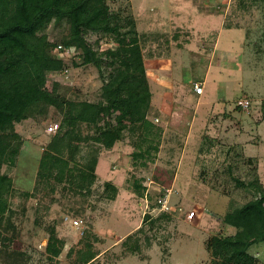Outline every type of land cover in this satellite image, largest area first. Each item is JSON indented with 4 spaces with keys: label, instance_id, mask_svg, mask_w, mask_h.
<instances>
[{
    "label": "rangeland",
    "instance_id": "1",
    "mask_svg": "<svg viewBox=\"0 0 264 264\" xmlns=\"http://www.w3.org/2000/svg\"><path fill=\"white\" fill-rule=\"evenodd\" d=\"M108 4L136 22L150 124L127 121L107 148L92 139L96 127L87 123L48 133L63 119L54 106L16 123L18 153L0 169L12 185L0 264H222L209 239L234 234L226 214L260 194L238 180L257 181L264 193V0ZM67 31L66 23H51L47 34L58 41ZM87 38L100 50L117 46L107 35ZM79 52L60 53L66 69L48 72L46 87L58 82L68 100H103L104 63L80 64ZM48 154L69 162L62 173L52 168L41 178ZM92 158L95 177L80 188ZM136 180L146 189L136 191ZM49 239L58 255L47 250ZM250 252L264 262V242Z\"/></svg>",
    "mask_w": 264,
    "mask_h": 264
},
{
    "label": "trees",
    "instance_id": "2",
    "mask_svg": "<svg viewBox=\"0 0 264 264\" xmlns=\"http://www.w3.org/2000/svg\"><path fill=\"white\" fill-rule=\"evenodd\" d=\"M51 23L57 28L68 25L67 33L61 34L58 41L47 34ZM91 33L110 36L117 46L100 50L88 40ZM139 41L135 20L122 12H110L108 0H0V169L5 164L13 165L18 153L14 146L19 139L15 124L45 107L54 106L63 114L58 130L66 124L73 128L78 123L94 125L97 134L92 139L107 148L120 139L127 121L150 124L147 115L152 96ZM70 48L81 51L76 54L82 58L80 64L104 63L103 100H68L58 92V82L52 90L46 87L48 72L66 69L60 53ZM74 145L72 142L71 148ZM151 148L158 150L155 145ZM136 156L143 157L145 152ZM68 162L48 154L40 165L41 178L52 168L62 173ZM96 162L92 158L81 171L80 188L94 179ZM10 182L7 174L0 172V225L9 210ZM238 184L260 194L226 214V222L236 232L211 236L209 247L224 255L222 264H264L250 252L252 246L264 242V193L257 181L238 180ZM134 188L138 192L146 189L139 180ZM47 250L54 255L60 253V247L51 239Z\"/></svg>",
    "mask_w": 264,
    "mask_h": 264
},
{
    "label": "built area",
    "instance_id": "3",
    "mask_svg": "<svg viewBox=\"0 0 264 264\" xmlns=\"http://www.w3.org/2000/svg\"><path fill=\"white\" fill-rule=\"evenodd\" d=\"M71 49V48H70ZM196 90L198 93H201L203 91V86L201 85H196L195 86ZM249 104V102L247 100L245 101H240V104L242 107H247V105ZM59 127V124L58 123H54V124H50L47 128V132L48 133H52V132H55L57 130V128ZM197 216V212L195 210H192L190 213H188L187 215V219L192 221L195 219V217ZM75 224H78V221L75 220Z\"/></svg>",
    "mask_w": 264,
    "mask_h": 264
},
{
    "label": "crops",
    "instance_id": "4",
    "mask_svg": "<svg viewBox=\"0 0 264 264\" xmlns=\"http://www.w3.org/2000/svg\"><path fill=\"white\" fill-rule=\"evenodd\" d=\"M172 71H173V69H172ZM194 166H196V165L194 164Z\"/></svg>",
    "mask_w": 264,
    "mask_h": 264
}]
</instances>
